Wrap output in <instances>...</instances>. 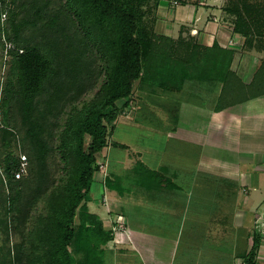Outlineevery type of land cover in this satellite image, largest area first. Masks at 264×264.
<instances>
[{"label": "trees", "instance_id": "trees-1", "mask_svg": "<svg viewBox=\"0 0 264 264\" xmlns=\"http://www.w3.org/2000/svg\"><path fill=\"white\" fill-rule=\"evenodd\" d=\"M27 2L31 22L48 10V0ZM156 6L157 0L61 1L60 11L43 21V29L61 26L76 32L66 53L68 63L57 59L61 53L47 55L38 44L21 41L18 32L9 38L23 51L12 50L3 90L5 126L0 142L4 146L12 141L16 126L8 114L9 106L16 103L24 127L22 141L26 142L29 172L15 178L20 159L12 150L4 152L0 162L12 216L22 204L35 211L40 204L42 209L37 215L32 211V225L24 233L29 242L24 255H30V260L35 258L39 264L103 263L113 232L103 227L87 202L91 200L93 175L99 169L96 154L108 144L116 109L126 106L137 80L173 90H180L186 80L218 82L221 88L216 109L264 95V57L245 83L231 69L234 49L217 41L205 45L180 34L177 38L157 34L153 29ZM149 8L154 16L148 21ZM241 13L235 3L224 6L221 12L225 25L243 36L241 48L247 49L251 37L264 36V22L246 21ZM11 19L12 28L16 21ZM66 71L71 73L68 86L62 80ZM101 73L105 78L92 97L76 103ZM108 107L112 110L106 112ZM53 152L58 157L57 176L45 163ZM109 177L105 184L115 188ZM29 212L27 209L26 216ZM259 242V236L254 235L250 249L240 256L242 263L235 264H257ZM17 251L16 261L20 262L23 250Z\"/></svg>", "mask_w": 264, "mask_h": 264}, {"label": "crops", "instance_id": "crops-1", "mask_svg": "<svg viewBox=\"0 0 264 264\" xmlns=\"http://www.w3.org/2000/svg\"><path fill=\"white\" fill-rule=\"evenodd\" d=\"M226 1L157 0L153 29L234 49L231 69L248 83L254 56L225 25ZM220 88L186 80L173 90L137 80L126 106H118L92 185L102 187L103 205L118 216L109 215L108 225L101 220L105 229L119 228L112 232L130 253L125 264L242 263L254 235L257 264H264V95L216 109ZM249 101L255 103L246 109ZM187 108L208 113L213 128L187 130L181 120Z\"/></svg>", "mask_w": 264, "mask_h": 264}, {"label": "rangeland", "instance_id": "rangeland-1", "mask_svg": "<svg viewBox=\"0 0 264 264\" xmlns=\"http://www.w3.org/2000/svg\"><path fill=\"white\" fill-rule=\"evenodd\" d=\"M29 0H5L4 3L0 1V10H4L7 12L6 19L1 21V29H0V134L1 128L5 126L2 116H3V90L6 84V78L9 74V70L11 69V59H12V51L7 53L4 52L3 40H9L14 43L16 47L23 48L22 46H18L16 41L10 40L12 34L18 32L20 34L21 41H28L32 42L33 44H38L42 50L47 53V55H51L55 53H61V56H57V59L63 58L62 61L64 63H68L66 61L68 59L67 50L71 44H74L73 38L76 35V32L71 29L67 30L63 27H57L56 29L49 30L48 27L43 29V21L49 19V15L58 14L61 9V1L63 0H48V10L39 14L38 17H35V21L31 22L32 17V10L31 7H26ZM225 6H229L231 3H235L236 7H239V10L242 12V16L244 20L249 21L252 20L253 22H264V0H227ZM232 14V12L230 13ZM147 19L152 20L153 18V11H147ZM16 21V23L9 27V18ZM59 19V18H58ZM56 19V21H59ZM37 21V22H36ZM36 22V23H35ZM35 23V24H34ZM61 23V21H59ZM264 30V29H263ZM241 40H244L242 37ZM250 47L243 48V51L251 52L254 56V67L253 71L250 70L248 79L252 78L253 72L256 69L257 65L259 64L260 60L264 57V36H253L251 37ZM78 46V45H77ZM246 47V46H245ZM66 54V55H65ZM66 76L63 77L64 86L70 85L69 79H71L70 71H66ZM104 74L101 73L97 77L96 81L90 85L91 87L87 88L83 91L78 98L75 100L76 103H79L83 100H86L95 93L99 85L104 80ZM263 97V96H261ZM260 107L264 104V97L260 99ZM255 103V101H249L246 103V109H248L251 104ZM258 103V102H257ZM16 103H13L9 106V116L10 122L13 123L16 127H14L12 141L8 145H1L0 142V159L1 155L4 154L7 150H12L16 155L19 156V169L15 171V178H22L26 176L29 172V161L27 158V152L25 151L26 142L22 141V135L24 133V127L21 125L19 120V112L15 107ZM245 106V105H244ZM68 107V106H67ZM185 109V105H183ZM159 109V108H158ZM157 109V110H158ZM112 110V107H108L106 112ZM186 113L182 115L181 120L185 124L183 126L187 128V130H192L193 128H201L203 134L207 129L213 128V121L212 124L210 122L208 113H200L197 112L193 108H187ZM117 115L118 113H122L121 110L116 109ZM63 112L61 111V114ZM209 120V121H208ZM248 120V119H247ZM115 121V120H114ZM113 121V122H114ZM247 123V122H246ZM260 128H263L264 124H259ZM113 139V136H112ZM86 142H88V138H86ZM98 163H104L105 156L97 155ZM128 157H131L130 154ZM96 158V159H97ZM45 163L48 165L49 171L54 175L57 176L58 174V157L56 153H51V156H48L45 160ZM100 166V165H99ZM99 170V169H98ZM96 181L99 182L97 175H95ZM0 264H39L35 258L30 260V255H24L28 252V244L26 238H24V233L26 234V230H28L32 225V207H25L23 204L20 205L19 212L15 213L14 217L12 216L10 209H9V190L8 186H6V180L4 179V173L2 171L1 162H0ZM96 186V187H95ZM102 192V193H101ZM91 200L87 202V207L91 212H98L100 218L104 219L106 224L108 225V216L109 211L106 209L105 205H103V190L102 187H98L97 184H93L91 187ZM40 204L38 206L37 211L35 214L39 213L42 209H39ZM27 209L29 212V216H26ZM36 214V215H37ZM118 216L114 217V215H110V219L117 220ZM109 219V220H110ZM77 221V219H75ZM117 223V221H115ZM114 224V223H113ZM262 225V224H261ZM112 228V226H111ZM117 229V227H116ZM118 231V229H117ZM113 231V232H117ZM117 239V243L116 242ZM121 239L114 236L111 243L106 245L105 253H104V260L102 264H125L126 261L128 262L130 259L128 258L130 253L128 250H124L120 247ZM24 245V246H23ZM17 248H21L23 250L20 254V262L16 261V252ZM124 257V258H123ZM126 258V259H125ZM35 261V262H34Z\"/></svg>", "mask_w": 264, "mask_h": 264}, {"label": "built area", "instance_id": "built-area-1", "mask_svg": "<svg viewBox=\"0 0 264 264\" xmlns=\"http://www.w3.org/2000/svg\"><path fill=\"white\" fill-rule=\"evenodd\" d=\"M6 16H7V12L4 10H1V12H0L1 21H4L6 19ZM3 46H4V52L5 53L12 51V50H16L19 53H21L23 51L22 48L16 47L13 42L6 40V39L3 40ZM111 229L113 231H117V229L119 230V228L116 229V226H112Z\"/></svg>", "mask_w": 264, "mask_h": 264}]
</instances>
